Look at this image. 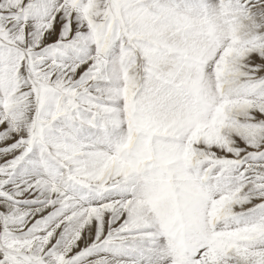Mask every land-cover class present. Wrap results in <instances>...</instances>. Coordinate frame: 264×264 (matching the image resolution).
Instances as JSON below:
<instances>
[{
  "label": "snow or ice",
  "instance_id": "6c2138e0",
  "mask_svg": "<svg viewBox=\"0 0 264 264\" xmlns=\"http://www.w3.org/2000/svg\"><path fill=\"white\" fill-rule=\"evenodd\" d=\"M0 264H264V0H0Z\"/></svg>",
  "mask_w": 264,
  "mask_h": 264
}]
</instances>
